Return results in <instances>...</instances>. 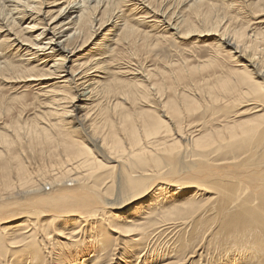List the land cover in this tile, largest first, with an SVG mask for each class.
I'll return each mask as SVG.
<instances>
[{
	"label": "bare ground",
	"instance_id": "obj_1",
	"mask_svg": "<svg viewBox=\"0 0 264 264\" xmlns=\"http://www.w3.org/2000/svg\"><path fill=\"white\" fill-rule=\"evenodd\" d=\"M136 1L158 14L170 35L155 36V24L143 28L145 16L129 19L123 7ZM186 1L196 15L192 8L205 0ZM157 2L0 0V91L12 89L10 100H17L36 88L31 122L6 121L0 130V264H113L110 229L131 235L120 255L127 260L135 250L128 264L176 263L189 242L198 262L210 255L212 264H264V54L247 40L261 32L232 29L212 5L197 15L198 25ZM251 6L250 15L264 13V0ZM191 34L218 35L238 68L181 87L173 72L174 86L164 70L119 58L122 44L150 51ZM72 122L81 127L72 130ZM39 147L48 160L34 169L23 155L29 148L36 160ZM122 195L141 200L109 213ZM11 217L23 219L4 227ZM61 227L64 239L48 240L46 232ZM171 227L175 236H165Z\"/></svg>",
	"mask_w": 264,
	"mask_h": 264
},
{
	"label": "rangeland",
	"instance_id": "obj_2",
	"mask_svg": "<svg viewBox=\"0 0 264 264\" xmlns=\"http://www.w3.org/2000/svg\"><path fill=\"white\" fill-rule=\"evenodd\" d=\"M256 1L257 0H242V3L236 2L235 6H231L229 5L228 2L224 3L218 0H205L204 3H202L199 7L192 8L193 10L196 11V15L193 12L187 10L188 1L186 0H159V4L158 2L157 4L160 6V9H163L169 15H174V13L176 15L177 13H180L181 11L184 10L185 14L188 15L190 20H194L198 25H201L203 22H202V17L200 16L198 17L197 15L200 14L202 11L207 12L209 10V7L207 5H212V11H213L214 16H218L221 21H224L225 24L226 23L229 24V26L232 29L238 32L247 33L249 32L250 28H253L256 26L257 28L256 30L258 32H261L260 35H254L251 37H247V40L250 41V45L252 49H254L258 53L264 54V23L260 24L259 22L260 20L264 21V13H254L250 15L251 11L254 10V6H251V5L255 4ZM128 4L129 5H125L123 9L125 13H127V11H130L128 13L132 14L131 17H129V19L133 18L132 20L136 21L135 18L145 16L147 20H150V22L145 23V24L143 23L142 24L143 28H145L146 25L155 24L156 28L155 27L153 28L150 26V29L152 28L151 30H153V33H156L155 36L158 34H162V33L170 35L171 30L169 28L168 29L170 31L167 30V28L165 27L166 24H164L161 21L162 18L158 14L154 13V11L149 10L145 5H142L141 2H137V1L128 2ZM140 5L141 7L144 6V8H141ZM142 9H143V12H142ZM144 9L146 10V12ZM133 15L135 16V18ZM106 26L107 27L104 28L103 33L107 31V28L110 27V25L108 24ZM100 36H98V38ZM218 39H219L218 35H214V34L213 35H199V34L193 35L191 34L187 37L178 38V41H176L173 37H171V39L166 42L164 40H161L159 44L158 45L156 44L150 51L149 49L144 50L141 44H137L135 46H130V47L128 45L122 44L119 47V56H120L119 58H122L121 62L131 61L132 63L135 62V64L144 66L147 68L148 66H150V68H159L160 70H164L168 77V82L174 86L175 79L171 77V74L173 72L178 76V81L181 84V87H185V86H190L191 83H194L196 80L200 79L201 77L209 75L216 71H220L221 69H224L225 71H229L230 68H238L236 59L234 60L226 59V57L231 54L229 53V51H227V49L219 48ZM217 51H218L217 54L221 52L219 54L220 55L219 57L218 55L211 56V53H215ZM136 61L139 64L136 63ZM169 62H174V63L171 66H166V65H169ZM135 69H137V70H134L136 72L139 69L141 70V67L138 68L137 66ZM131 76L132 74L128 75L129 78H131ZM213 83H214V89H218V85L216 86L215 82ZM222 84L223 83L220 82L219 86H221ZM35 89L32 88L27 91L29 92L27 94V96L29 95L27 98H22V99L19 98L17 100H10L11 97L9 96V94H11L12 96V93L14 92L12 89L5 88V91H0L1 95L4 97V102L0 103V130H2L3 123L6 121L12 120L10 124H15L18 121V118H20L22 119L21 123H24L23 120L25 119H28L27 122H31L30 119L33 117V111L35 110L34 104L31 103L35 99L34 94H33L36 91ZM106 98L108 101H110L109 97H106ZM225 103L226 102L223 101L222 103H220V105H225ZM103 106L104 107L108 106V104H105ZM141 106L144 107L143 109H146V108L148 109L146 105L140 104L139 107ZM247 107H248L247 104L240 106V108L242 109H245ZM136 112L137 111H135L134 113ZM99 113H100V109L98 110L97 115L92 120L93 122L97 124V126H100V123H99L100 117L98 118ZM192 120H195L194 121L195 123L192 122L194 124H198V123L201 124L202 122L198 115H196ZM68 125L72 127V130L75 128L81 127L79 125V122H72V123H69ZM196 127L198 129L200 126L195 125V129ZM102 128L103 127H100V129ZM144 128H145L144 124L142 122H138V130L144 129ZM192 129H194V127ZM65 131L66 130L64 128H60V127L57 128V133L59 134L60 137H62V132H65ZM79 131L82 132L81 129ZM75 138L82 140L81 136H75ZM20 149L21 148L19 147L14 148L15 152L19 151ZM26 151L27 153L24 152L23 157H25V159L29 161L27 162V164L32 165V167L35 166L34 169H37L40 165H42L44 162L48 160V157L45 156L46 153L42 156L40 152L41 151L40 147H39V151H37L38 158L36 160L30 154L31 149L26 148ZM39 163L40 165L37 166ZM41 187L43 188V185H41ZM130 196L131 195L120 196L117 199L116 207H114L112 210H109V213L110 212L112 213L126 212L127 210L131 208V206L137 204V202L141 200V199L130 200ZM168 215H172V214L170 213ZM22 219L23 217H20V218L11 217L9 219H6L3 226L4 227L14 226L17 222L22 221ZM110 227L112 226L110 225L109 229ZM4 231L11 232V231H14V229L5 228ZM14 232H18V231H14ZM109 232L111 233V235H114V237H116L115 243L112 246L113 248V252L111 254L112 263L117 264V261H119L120 259L122 261L121 264H128L130 262H133L136 259L135 257H137L136 255H133V253L135 252V250L133 249L132 250L130 249L126 253L127 256L132 257V258H126L127 260H125L120 256L122 251H124L123 250V246L125 244V242H123L124 239H131V235L128 237H125L124 235L122 236H118V235L119 233L129 234V232H120L119 229H116V231H112L110 229ZM174 232L175 231L172 229V227L168 228L167 233L169 235L165 234V236L174 237L175 236ZM67 233H68V229L61 227L58 230H48V232H46V237L50 241L56 240V239H64L63 236H66ZM189 245L190 246L188 247L180 249V251L177 253L178 262L172 263V264H197V263L206 264L207 261H208L207 264H212L213 260L212 258H210V255H206V257L204 256V258H202L198 262L199 256L196 255V253L192 254V250H194L193 249L194 243L189 242ZM203 245L204 243L202 244V246ZM158 247L159 249H162L160 245ZM55 251L60 252L59 249H55ZM67 252L68 250L64 249V253H66V255H67ZM144 254L146 255V253ZM145 255L144 257H146ZM142 258L143 257H140L141 260ZM158 261H159V258L157 259L154 258L153 264H156V262ZM162 263L164 262H160L159 264H162ZM20 264H23V263L20 262ZM140 264H142L141 261H140Z\"/></svg>",
	"mask_w": 264,
	"mask_h": 264
}]
</instances>
